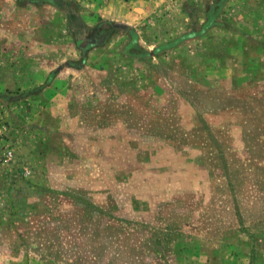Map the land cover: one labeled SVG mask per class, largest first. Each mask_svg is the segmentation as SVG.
Masks as SVG:
<instances>
[{
    "label": "rangeland",
    "instance_id": "374dc122",
    "mask_svg": "<svg viewBox=\"0 0 264 264\" xmlns=\"http://www.w3.org/2000/svg\"><path fill=\"white\" fill-rule=\"evenodd\" d=\"M0 264H264V0H0Z\"/></svg>",
    "mask_w": 264,
    "mask_h": 264
}]
</instances>
